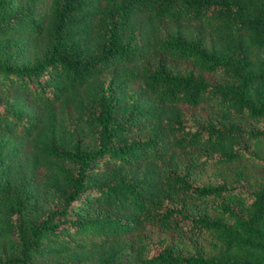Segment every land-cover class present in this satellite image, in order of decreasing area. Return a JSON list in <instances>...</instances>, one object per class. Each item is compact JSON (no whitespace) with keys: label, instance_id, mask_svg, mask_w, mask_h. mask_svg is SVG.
<instances>
[{"label":"trees","instance_id":"obj_1","mask_svg":"<svg viewBox=\"0 0 264 264\" xmlns=\"http://www.w3.org/2000/svg\"><path fill=\"white\" fill-rule=\"evenodd\" d=\"M0 264H264V0H0Z\"/></svg>","mask_w":264,"mask_h":264},{"label":"rangeland","instance_id":"obj_2","mask_svg":"<svg viewBox=\"0 0 264 264\" xmlns=\"http://www.w3.org/2000/svg\"><path fill=\"white\" fill-rule=\"evenodd\" d=\"M255 146H256L257 149H259V150L261 149V144H259V145L255 144ZM253 168H254V170H256V171H258L260 173L263 171L261 168H259L257 165H254V164H253Z\"/></svg>","mask_w":264,"mask_h":264}]
</instances>
